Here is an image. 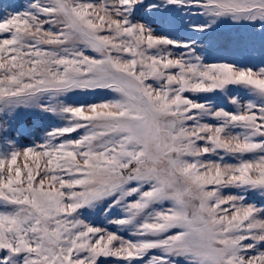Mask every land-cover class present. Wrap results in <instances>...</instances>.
Here are the masks:
<instances>
[{"label": "snow or ice", "instance_id": "snow-or-ice-1", "mask_svg": "<svg viewBox=\"0 0 264 264\" xmlns=\"http://www.w3.org/2000/svg\"><path fill=\"white\" fill-rule=\"evenodd\" d=\"M0 264H264V0H0Z\"/></svg>", "mask_w": 264, "mask_h": 264}]
</instances>
